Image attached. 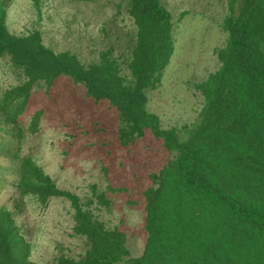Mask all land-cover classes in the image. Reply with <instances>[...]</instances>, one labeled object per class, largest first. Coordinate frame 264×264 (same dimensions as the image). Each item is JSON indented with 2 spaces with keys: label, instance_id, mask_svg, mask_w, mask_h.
<instances>
[{
  "label": "trees",
  "instance_id": "trees-1",
  "mask_svg": "<svg viewBox=\"0 0 264 264\" xmlns=\"http://www.w3.org/2000/svg\"><path fill=\"white\" fill-rule=\"evenodd\" d=\"M10 2L0 0V58L17 83L0 87V118L19 143L37 130L41 111L22 120L32 93L63 77L114 111L120 146L150 131L168 157L148 175L145 244L129 256L125 232L95 213L110 204L104 192L94 185L83 195L61 188L31 155L16 153L18 179L9 206H0V264H30L14 217L26 201L46 206L50 199L68 203L72 234L83 238L84 250L58 253L45 264H264V0H226L218 67L194 84L201 108L180 128L161 127L146 109L147 91L159 86L174 50L173 16L162 0H118L132 30L122 44L108 41L87 58L53 50L38 29L11 32ZM31 2L40 16L41 1Z\"/></svg>",
  "mask_w": 264,
  "mask_h": 264
},
{
  "label": "rangeland",
  "instance_id": "rangeland-1",
  "mask_svg": "<svg viewBox=\"0 0 264 264\" xmlns=\"http://www.w3.org/2000/svg\"><path fill=\"white\" fill-rule=\"evenodd\" d=\"M40 1L38 16L31 0H11L5 22L15 34L38 29L44 44L55 51L69 49L93 57L97 46L108 41L122 44L124 33L132 30L127 15L115 6L118 0ZM162 1L173 16L174 50L159 86L147 91L146 109L158 116L161 127L180 128L193 123L201 108L194 84L218 67L215 50L226 38L220 27L226 0ZM15 83L17 75L7 59L0 58V87ZM36 111H41L37 130L26 133L20 143L0 118V206H9L18 179L14 155L29 154L59 187L83 195L94 185L104 192L110 204L95 213L108 226L125 232L129 256L141 254L146 239L143 191L148 175L168 157L161 141L146 131L134 144L120 146L114 111L87 98L63 77L49 88L34 90L23 122ZM14 218L30 264H45L58 253L77 256L84 250L83 238L72 234L71 210L62 199H50L46 206L28 200Z\"/></svg>",
  "mask_w": 264,
  "mask_h": 264
}]
</instances>
